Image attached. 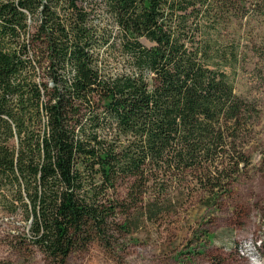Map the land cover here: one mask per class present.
Instances as JSON below:
<instances>
[{
    "label": "trees",
    "instance_id": "1",
    "mask_svg": "<svg viewBox=\"0 0 264 264\" xmlns=\"http://www.w3.org/2000/svg\"><path fill=\"white\" fill-rule=\"evenodd\" d=\"M259 16L264 0H0L5 213L62 264L217 208L251 164L260 108L227 70L247 53L236 25Z\"/></svg>",
    "mask_w": 264,
    "mask_h": 264
},
{
    "label": "rangeland",
    "instance_id": "2",
    "mask_svg": "<svg viewBox=\"0 0 264 264\" xmlns=\"http://www.w3.org/2000/svg\"><path fill=\"white\" fill-rule=\"evenodd\" d=\"M236 31L247 53L227 73L238 94L258 102L260 115L247 146L251 164L230 193L215 209L195 201L176 216L115 236L112 249L94 241L62 264H264V19L250 17ZM28 225L21 210L7 214L0 203V264H61L32 243ZM252 240H261L258 254Z\"/></svg>",
    "mask_w": 264,
    "mask_h": 264
}]
</instances>
